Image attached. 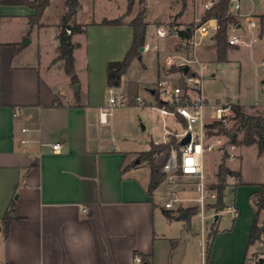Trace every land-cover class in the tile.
Here are the masks:
<instances>
[{"label": "crops", "instance_id": "1", "mask_svg": "<svg viewBox=\"0 0 264 264\" xmlns=\"http://www.w3.org/2000/svg\"><path fill=\"white\" fill-rule=\"evenodd\" d=\"M21 1L0 0V264H135L136 253L148 256L149 264H259L250 257L264 246L259 240L248 244L257 208L250 195L260 189L257 184L244 180L241 172L238 183L229 182L233 206L226 194L225 203L234 216L228 226L219 225L223 210L214 213L212 208L204 211L203 219L199 212L181 217L186 208L169 209L174 217H167L163 198L168 184L163 181L150 192V167L138 158L152 142L163 143V133L157 140L140 133L135 113L127 107L138 105L134 102L109 107L107 66L129 50V22L139 10L135 13L133 7L128 14L126 7L122 14L107 17L124 16L120 25H102L104 18L82 23L88 24L86 32L72 36L78 78L73 82L59 56L66 0L54 23L52 52L42 37L50 30L44 18L53 0L36 21L35 8ZM187 6L195 14L199 11L191 0ZM201 8L205 10L204 2ZM247 12L264 13L252 8ZM147 32L143 52L149 49ZM173 40L166 55L181 50L180 41ZM166 65L165 75L183 77L182 68L169 69L179 62ZM119 89L130 99L140 95L126 73ZM106 108L110 113L102 121ZM128 112L132 119L126 117ZM25 138L27 143L22 142ZM55 143H60L58 150H53ZM13 201L14 217L5 236L2 219ZM213 214L218 224L205 234L206 220ZM193 217L199 218L201 236L192 233ZM212 228L216 233L206 259Z\"/></svg>", "mask_w": 264, "mask_h": 264}, {"label": "rangeland", "instance_id": "2", "mask_svg": "<svg viewBox=\"0 0 264 264\" xmlns=\"http://www.w3.org/2000/svg\"><path fill=\"white\" fill-rule=\"evenodd\" d=\"M187 1L188 0H143L142 2L141 0H132L131 7H135V13H137L138 10L141 11L144 9L145 20L147 18L149 21L147 32L149 49L141 53V58L134 59L126 72L127 78L136 81L140 96L144 98L146 104L144 106L131 104L127 107L134 111V123L138 125L140 133L146 136L152 134L156 140L161 137L164 131V121L173 132H183L185 130V122L180 116L174 118L172 115H167L165 119H163L157 108L158 105L161 104V101H166L165 99L171 101V96H164L158 87V81L160 79L168 80L173 86H185L186 84L183 77L180 79H173L172 76L168 77L164 74L163 69L166 65L164 56L168 53V49H172L174 46V40L173 38L160 37L156 33V29L158 24H160L159 26H173L177 28L185 26L193 27L196 23V17L203 19V15L207 9L202 11L201 7L202 3L207 0H191L192 5H198L199 7V11L196 12V14L187 6ZM129 2L130 0H128V4ZM240 2L242 3V12H247L250 8L257 14L264 12V0H240ZM80 4L77 21L81 23L118 16L122 14L121 12L126 7L127 13L129 14L131 12V10H128L127 0H80ZM63 6L64 0H53L44 18L45 21L51 23L50 30L43 34V37L41 36L43 42H47V52H52V50H54L56 44L54 38V23L58 21ZM120 19L124 22L125 18L123 16L120 17ZM100 44L106 47V41H101L99 45ZM146 45L147 43L145 46ZM89 47L93 49V43H91ZM203 48L205 54H201ZM81 52L84 55L86 54V50H82ZM199 55L203 61L210 64V68L206 72L203 80V94L208 100V106L205 109L206 120L210 121L213 117L214 110L212 105L216 103L223 104L228 101L229 97L231 98L230 101L234 104H241L246 113L264 114V69L261 65V60L264 58V49L261 45L253 47L241 43L236 47L228 49L227 61H219L216 41H209L207 39L205 44L201 47ZM175 61H178V59ZM174 67L175 66H171L169 69L174 71ZM212 72L215 74L210 75ZM146 88H155L157 93L155 95L154 93L151 94ZM126 117L132 119L133 114L129 113ZM234 124V118L229 119L226 123H222L223 127L231 133L235 131ZM143 125L146 126L145 129H143ZM193 131L195 134L199 133L198 123L193 124ZM214 131H217V128H214ZM236 133L238 135V140H243L244 132L238 131ZM171 136L175 137L174 134ZM219 138L221 139L220 144H217L213 149H206L203 153L204 171L208 177V182H219L217 174L218 167L222 161L223 155L227 153L228 156L224 158V163L236 174L241 172L244 180L254 182L260 189L263 188L264 191V151L259 153L256 144L246 145L241 142L231 144L229 142V136L227 133L223 132L215 134L210 139L211 141H216ZM162 155V153L157 155L156 160L162 157ZM145 165L147 167L149 165L150 167L148 161L145 162ZM232 181L238 183V175H228L226 177V201L231 207L233 206V195L231 190L228 189V186L229 182L232 183ZM251 198L254 202L258 196L253 195ZM164 202L165 197L163 198V204ZM211 211L217 213L214 209ZM233 216L234 213L229 212L228 207H226L220 214L219 225H230ZM263 218L264 210H261L259 221L263 220ZM213 224H218L214 214L206 220V228L204 229L205 234ZM192 226L193 235L201 236L198 217L192 218Z\"/></svg>", "mask_w": 264, "mask_h": 264}, {"label": "built area", "instance_id": "3", "mask_svg": "<svg viewBox=\"0 0 264 264\" xmlns=\"http://www.w3.org/2000/svg\"><path fill=\"white\" fill-rule=\"evenodd\" d=\"M32 1V0H29ZM218 0H207L204 2L205 9L213 7ZM242 3L240 0H232L230 11L239 20L229 27V43L233 46L239 44H247L249 46L261 45L264 49V23L261 14L256 15L252 12H242ZM195 25L192 27L177 28L173 26H159L156 33L163 38L172 37L180 41L181 50L178 53L168 54L165 57L167 65L179 62L183 67L189 65L187 73L182 75L185 80V86H173L166 79L158 81V87L164 96L170 95L171 101L165 99L158 105V110L163 118L167 115L174 117L180 116L185 121V130L183 132H173L164 121L163 143L170 140L172 134L176 135L179 140L182 137L191 134L190 141L180 145L177 150L173 147L172 152L163 166L166 183L168 184L167 198L164 202L166 209L198 207L201 218L207 206L214 203L217 199L216 189L211 187L212 183L208 182V177L204 171L203 153L206 149H213L220 144L221 139L211 141L215 134L207 132L208 124L214 122L226 123L229 119L234 118L233 102L228 100L225 103H216L212 105L214 114L212 119L206 120L205 109L208 106V100L203 94V80L206 72L210 68V64L200 58L199 51L205 44L206 40L214 39V35L218 29V19L216 17L206 20L200 17L195 18ZM188 28L187 34H182L181 30ZM70 33L71 30L67 29ZM148 48V45H146ZM178 59V61H175ZM264 69V58L261 60ZM214 75V72L210 73ZM107 101L109 107L119 105H129L132 102L144 106L146 104L143 97L136 95L130 99L119 87H109ZM110 113L106 108L101 113L102 121L105 116ZM20 110L16 109L14 115L18 116ZM199 124V133L193 131V124ZM24 131H29L23 128ZM23 143H27L28 139H22ZM60 143L53 144V150H58ZM259 243L264 246V232L259 239ZM251 260L258 262L260 258H264V249L259 250L251 255ZM135 264H148L144 262L142 255L136 253L133 256ZM207 264V263H203Z\"/></svg>", "mask_w": 264, "mask_h": 264}, {"label": "trees", "instance_id": "4", "mask_svg": "<svg viewBox=\"0 0 264 264\" xmlns=\"http://www.w3.org/2000/svg\"><path fill=\"white\" fill-rule=\"evenodd\" d=\"M143 2V0H141ZM21 2L30 5L35 8L36 12L33 15V21H36L42 15L44 9L49 4V0H22ZM232 0H218V2L207 9L203 15V20L216 17L218 19V29L214 35V40L216 41L217 55L219 61H227L228 49L233 46L229 43V27L233 23H238L239 20L237 17L230 11ZM67 10L61 18L60 31H59V51L60 58L64 60L65 71L71 75L73 82L78 80L77 76L74 74L75 69V57L73 54L76 44L72 41V36L75 33L86 32L88 24H82L75 21V15L77 14L80 8L79 0H66ZM132 0L128 4V10H131ZM262 22L264 23V13L261 14ZM120 17L108 19L104 18L100 24L102 25H120L122 24ZM133 27V38L132 44L125 54V56L120 60L109 61L107 66V86L108 87H119L121 85L122 76L127 72L131 63L136 58H141L142 51L140 50L141 46L146 44V32H147V22L145 20V10H141L137 15L129 22ZM67 29H70L69 33ZM182 34L188 33V28L181 30ZM182 67H174V70H180ZM157 93L155 89L154 95ZM162 102V101H161ZM234 111V129L233 133L227 131L222 123L214 122L208 124L207 132L209 134H217L219 132L227 133L229 136V142L231 144L243 143L246 145L256 144L259 149V153L264 151V114H249L246 113L241 104H233ZM184 121V120H183ZM185 122V121H184ZM214 128H217V131H214ZM243 131L244 138L243 140H238V135L236 132ZM175 137H170L171 139L167 143H154L152 142L151 148L146 151L139 153L138 158L142 161H148L150 164V184L149 191L152 192L161 182L165 179V173L163 172V166L169 158L173 147L177 150L180 148V140L176 135ZM172 147V148H171ZM163 154L158 160H156L157 155ZM228 156L225 153L222 157V161L218 167V183H212L211 187L217 191V199L214 203H211L207 208H212L216 212L226 208L225 203V189L227 186L226 177L228 175H239L231 170L225 163L224 158ZM257 195L256 199V210H255V222L250 232L248 244L252 245L257 240H259L264 232V218L259 221V216L261 210H264V191L263 188L253 191L250 196ZM15 208V201L12 202L10 208L7 210L3 216V232L5 236L8 235L10 230V224L14 217L12 212ZM184 210H188L189 213H196L199 211L198 207H188ZM164 213L167 217L172 218L174 215L169 209H165ZM216 229H211L207 234L206 246H205V257L206 259L210 258L211 250L213 247L214 236ZM144 262L150 263L148 256L142 255ZM260 264H264V261Z\"/></svg>", "mask_w": 264, "mask_h": 264}, {"label": "water", "instance_id": "5", "mask_svg": "<svg viewBox=\"0 0 264 264\" xmlns=\"http://www.w3.org/2000/svg\"><path fill=\"white\" fill-rule=\"evenodd\" d=\"M189 30V29H188ZM140 50L143 52L144 50H146V47L145 45L144 46H141L140 47ZM141 57V56H140ZM189 70V65L188 64H185L183 67H182V71L183 73H187ZM76 87L78 86L77 84L75 85ZM151 94H153L155 92V88H146ZM190 138H191V134L190 133H187V135H185L184 137L181 138L180 140V145H183V144H186L187 142L190 141ZM139 162V160H137ZM189 216V212L188 210H185L182 214H181V217H188ZM264 261V258H260V260L258 261V263H262Z\"/></svg>", "mask_w": 264, "mask_h": 264}]
</instances>
